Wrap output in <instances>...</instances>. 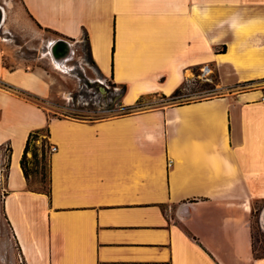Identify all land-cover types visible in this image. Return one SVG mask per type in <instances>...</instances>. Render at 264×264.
Returning <instances> with one entry per match:
<instances>
[{
	"label": "crops",
	"instance_id": "1",
	"mask_svg": "<svg viewBox=\"0 0 264 264\" xmlns=\"http://www.w3.org/2000/svg\"><path fill=\"white\" fill-rule=\"evenodd\" d=\"M0 5L4 212L25 264H264L251 224L264 201V0H18L26 23L86 39L98 72L127 86L120 106L166 99L98 118L50 115L28 97L50 83L5 61ZM210 65L218 95L168 100ZM45 126L50 194L30 190L20 166Z\"/></svg>",
	"mask_w": 264,
	"mask_h": 264
},
{
	"label": "rangeland",
	"instance_id": "2",
	"mask_svg": "<svg viewBox=\"0 0 264 264\" xmlns=\"http://www.w3.org/2000/svg\"><path fill=\"white\" fill-rule=\"evenodd\" d=\"M4 2L8 19V33L4 36H8L10 52L5 61L8 64H19L29 70L39 68L45 72L51 92L46 98L38 99L37 102H40L50 115L77 114L98 118L126 112L119 105L121 87L113 86V81L109 77L102 76L89 60L86 39L77 43L73 39L66 38L71 43L70 51L59 63H56L49 54V41L62 36L26 23L17 8L18 0H4ZM197 72L194 71L193 74ZM204 75L206 80L202 85H197L196 80L188 83L183 90V94L189 95L188 97L184 96L170 102L218 95L219 82L216 68L213 65L206 66ZM144 100L147 103L142 102L138 108L151 107L166 101L159 93L150 94L142 99ZM37 143L41 145V138ZM7 163L8 150L4 148L0 150V264H25L24 256L14 240L4 212ZM43 185L47 187L48 183L45 182ZM30 186L39 187V181L34 175L30 179ZM254 207L256 210L251 221L254 251L255 254L263 255L264 201L256 203Z\"/></svg>",
	"mask_w": 264,
	"mask_h": 264
},
{
	"label": "trees",
	"instance_id": "3",
	"mask_svg": "<svg viewBox=\"0 0 264 264\" xmlns=\"http://www.w3.org/2000/svg\"><path fill=\"white\" fill-rule=\"evenodd\" d=\"M225 50V46H223L221 49H219L220 52H223ZM88 57L89 60L92 61V58L90 56V50L88 46ZM113 86H117L115 83H113ZM121 87L120 92V98L123 96L127 90V86L125 84L119 85ZM188 97L189 95L183 94L182 87H178L175 89V91L170 95V98L168 100H176L177 98L181 97ZM28 97L32 100H34L38 105L41 106L40 102H37L38 98L36 96L28 95ZM142 104V99L138 100V102L135 105L131 106H121L124 110L129 111L134 108L140 107ZM56 116V114H54ZM44 133L46 134L44 136ZM50 135V130L48 126L35 129L31 131L26 139L25 147L22 153V156L20 158V166L22 169V172L27 180V185L30 190H35L39 192H44L47 194H50L51 191V153H49V145L51 144L48 140V136ZM41 138L42 143L39 145L37 141ZM7 150L10 151V148L7 147ZM8 151V152H9ZM30 153V154H29ZM9 165V159L7 163V167ZM34 176H36L37 180L39 181V187L38 188H32L30 186V179ZM47 182L48 186H44L43 184ZM255 252V251H254ZM257 256H264L258 255Z\"/></svg>",
	"mask_w": 264,
	"mask_h": 264
},
{
	"label": "water",
	"instance_id": "4",
	"mask_svg": "<svg viewBox=\"0 0 264 264\" xmlns=\"http://www.w3.org/2000/svg\"><path fill=\"white\" fill-rule=\"evenodd\" d=\"M3 16H4V12H3V8H2V6L0 5V24H1V22H2V19H3ZM66 39V38H65ZM59 40H57V42H58ZM69 41V40H68ZM59 42H61V41H59ZM66 42V41H65ZM68 44H69V42H68ZM70 46L71 45H68V47L66 48V50H65V52H61V51H56L55 50V45L53 44L52 45V47H51V55H52V57L55 59V60H59V61H61L68 53H69V51H70ZM65 54V55H64Z\"/></svg>",
	"mask_w": 264,
	"mask_h": 264
},
{
	"label": "bare ground",
	"instance_id": "5",
	"mask_svg": "<svg viewBox=\"0 0 264 264\" xmlns=\"http://www.w3.org/2000/svg\"><path fill=\"white\" fill-rule=\"evenodd\" d=\"M57 40L61 41V42H57ZM66 41V42H65ZM69 42V44H68ZM55 45V50L56 51H61V52H65L66 48L68 47V45H71L70 41H68L67 39L63 38V37H59L55 40L52 41L51 45L49 46V50L51 51V47L52 45ZM251 51V50H250ZM51 53V52H50ZM65 55V54H64ZM54 59V58H53ZM55 60V59H54ZM224 60V59H223ZM56 63H59V60H55ZM222 62V61H221ZM232 62V61H231ZM263 219H264V215H263Z\"/></svg>",
	"mask_w": 264,
	"mask_h": 264
},
{
	"label": "built area",
	"instance_id": "6",
	"mask_svg": "<svg viewBox=\"0 0 264 264\" xmlns=\"http://www.w3.org/2000/svg\"><path fill=\"white\" fill-rule=\"evenodd\" d=\"M4 148L7 150V145H5ZM48 150H49V153L52 154L53 152H55V151L57 150V146H56L55 144H52V143H51V144L49 145V149H48ZM171 163H172V161L170 160V161H169V164H171Z\"/></svg>",
	"mask_w": 264,
	"mask_h": 264
}]
</instances>
